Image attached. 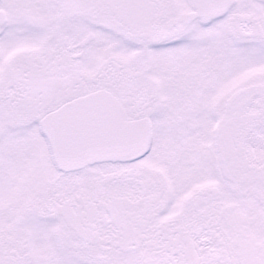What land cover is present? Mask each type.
Segmentation results:
<instances>
[{
	"label": "snow or ice",
	"instance_id": "1",
	"mask_svg": "<svg viewBox=\"0 0 264 264\" xmlns=\"http://www.w3.org/2000/svg\"><path fill=\"white\" fill-rule=\"evenodd\" d=\"M0 264H264V0H0Z\"/></svg>",
	"mask_w": 264,
	"mask_h": 264
}]
</instances>
